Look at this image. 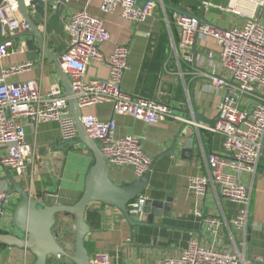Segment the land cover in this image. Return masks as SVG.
Masks as SVG:
<instances>
[{"label":"crops","instance_id":"obj_1","mask_svg":"<svg viewBox=\"0 0 264 264\" xmlns=\"http://www.w3.org/2000/svg\"><path fill=\"white\" fill-rule=\"evenodd\" d=\"M179 9L185 10L178 0H163ZM185 1V0H182ZM195 5V12L205 0H186ZM213 4L223 5L227 0H211ZM48 2H64L62 0H46ZM193 5V6H194ZM54 8V7H53ZM85 8L89 13L100 16L105 21L109 39L101 45V50L108 58L113 47L125 44L129 49V67L125 71L121 88L134 98L142 97L157 100L172 109L188 121L206 124L217 115V104L221 95L207 89L209 82L199 73H191L188 63L176 60L172 45L177 42V27L170 17V10L157 4L152 16L142 22H132L120 16L117 9L113 13L104 14L98 10V0H68L64 2L62 11L55 9L46 11L45 24L50 33L45 34V42L50 56L37 54V59H30L27 50L14 53L0 62L1 66L11 63L34 61V66L26 73L17 75L12 80L26 81L40 79L41 92L45 93L50 84L57 82L63 90L62 81L57 74L59 54L69 44V35L65 25L68 15ZM193 8V7H192ZM29 13L35 14L32 7ZM230 16V17H229ZM208 20L222 25L234 21L232 15L218 17L211 13ZM26 39L18 37L17 42ZM216 50L213 38L198 41L197 50ZM86 78H108L107 60L91 61L86 69ZM187 85L184 90L183 85ZM83 114H92L99 120L113 118L116 123V135L132 134L140 138L141 146L152 163L148 184L142 191L153 203L154 212L145 213L141 225H133L114 206L90 202L84 214L89 230L84 237V246L89 257L96 252H107L115 264H160L167 256H178L189 240L199 239L210 245L215 238L210 236L208 226L195 216L200 208L204 215H216L222 219L220 234L216 242L226 247L236 248L247 264H262L264 260V139L263 149L258 159V167L253 175L242 173L239 177L249 188V222L246 228V239L235 230L230 223L237 210V204L222 198L208 189L205 196H195L188 187V178L206 173V158L216 153L226 156L223 136L212 134L191 122L182 123L166 118L156 124L136 120L128 115L112 114L108 103L84 107ZM195 113L204 118H195ZM209 126V125H208ZM26 142L33 146L32 163L27 166L26 176L19 177L13 171L0 167V190L8 193L12 186L5 179L7 172L37 200L44 204H73L84 191L85 175L93 162L92 154L87 149L69 147L60 150L64 141L56 122L38 123L35 127L30 123L24 125ZM78 139V136L75 138ZM188 139H191L189 142ZM175 141V143H174ZM174 143V144H173ZM172 144L171 153H164ZM109 177L115 184L135 179L131 165L120 168L109 166ZM19 197L16 193L8 195L3 215L0 217V232L12 230L22 234L12 222V214ZM130 217L136 220L135 217ZM138 221V220H137ZM57 241L64 244L67 253L74 251V216L69 213L56 216ZM244 241V243H243ZM35 257L28 250L7 247L0 244V263L32 264ZM50 264H72L63 257L50 258Z\"/></svg>","mask_w":264,"mask_h":264},{"label":"built area","instance_id":"obj_2","mask_svg":"<svg viewBox=\"0 0 264 264\" xmlns=\"http://www.w3.org/2000/svg\"><path fill=\"white\" fill-rule=\"evenodd\" d=\"M22 1L30 7L32 1L46 0ZM136 1L98 0V10L107 14L119 9L122 18L134 23L150 18L157 2L148 0L138 5ZM210 5L213 6V3L205 0L196 15L173 11L170 17L177 27V42L172 45L177 62L188 63L192 67L191 73H199L209 82L205 90H214L221 95L217 104L218 119L212 127L188 121L157 100L134 98L124 92L121 83L129 67L128 46L115 45L105 59L101 50V45L109 39L105 21L85 8L68 15L65 28L69 44L59 54L58 63L70 78L80 110L108 103L113 116L124 114L150 124L170 118L200 125L211 134H221L227 155L209 154L206 173L189 177L188 187L195 196H205L211 189L222 198L235 202L237 210L230 223L245 240L249 222V188L239 176L255 173L263 149L264 0H227L223 5H215L222 14L236 18L228 26L208 20L211 11H206ZM201 11L206 20L204 22L197 18ZM29 29V23L19 13L17 0H0V62L11 54L26 52L25 41L16 40ZM210 37L217 49L197 50L198 41ZM105 60L108 78H86V69L91 61L100 63ZM33 66L34 61L27 59L0 67V167L13 171L19 177L26 176L27 166L32 163L34 155L33 146L26 142V123L35 127L38 123L56 122L64 142L77 136L68 97L57 82L50 84L43 93L40 79L12 80ZM183 88L187 90V85L184 84ZM82 125L106 156L108 166L120 168L131 165L136 178L147 170L150 159L143 151L140 138L132 134L117 136L113 118L99 120L92 114H83ZM146 200L147 196L140 192L128 204L129 214L139 222L146 213ZM7 202L8 193L0 190V217ZM194 214L204 226H208L215 242L208 245L199 239H191L178 256H167L160 264H247L236 246L229 248L216 242L221 218L204 215L200 208ZM260 260L264 264V260ZM88 264L115 262L105 251L90 256Z\"/></svg>","mask_w":264,"mask_h":264},{"label":"water","instance_id":"obj_3","mask_svg":"<svg viewBox=\"0 0 264 264\" xmlns=\"http://www.w3.org/2000/svg\"><path fill=\"white\" fill-rule=\"evenodd\" d=\"M146 1L148 0H137L136 3L138 5H143ZM155 1L165 10L186 13L184 10L175 6L171 7L167 5L163 0ZM17 2L21 17L30 25L29 30L18 36L26 39L27 56L30 59H37L38 53L50 56L44 36L45 34L48 35L51 31L48 25H46L43 30H40L39 27L45 24L44 17L46 11L53 12L57 9V13L58 11L61 12L64 7V2L45 3L32 1L30 7L34 9V15L29 13L30 7H27L22 0H17ZM197 18L200 22L206 21L203 16V11L197 15ZM56 68L57 74L62 81L63 93L68 97V107L72 112L78 136L77 140L72 139L65 141L59 148L66 152L69 147L76 145L77 148L82 150H89L93 157V162L85 175L84 191L73 204L46 205L43 202L37 201L21 183L15 181L12 175L7 172L5 179L9 180L12 186L8 195L16 193L19 197V201L12 214V222L22 236L13 230L11 232H0V244L7 247L14 246L28 250L35 257V261L32 264H50L48 263V261L50 262V258L55 257H63L67 262L69 261L72 264H88L89 255L83 240L89 230L87 222L84 221V214L87 206L93 201L103 205L107 204L114 206L131 224L141 225L142 221L139 222L130 217L128 204L147 186L149 173L153 165L150 162L147 170H145L139 178H135L129 182L122 181L119 184H115L109 177V166L106 156L101 152L97 143L91 139L85 132V129H83V112L79 109L74 93L72 92L69 76L63 72L59 63ZM195 118L204 120V118L197 113H195ZM217 119L218 115L209 121L208 125L212 127ZM190 140L191 139H188L187 142ZM173 144L164 153H171L174 149ZM146 201V213L154 212V205H159L161 203H153L148 199ZM63 213H69L74 216V251L72 254L67 253L64 244L57 241L60 232L56 229V216ZM0 264L6 263L1 262Z\"/></svg>","mask_w":264,"mask_h":264},{"label":"rangeland","instance_id":"obj_4","mask_svg":"<svg viewBox=\"0 0 264 264\" xmlns=\"http://www.w3.org/2000/svg\"><path fill=\"white\" fill-rule=\"evenodd\" d=\"M198 1V0H197ZM201 1V0H200ZM208 2H212L211 0H208ZM199 4L198 5H200L199 7H200V9L202 8L201 7V5L202 4H200V2H198ZM167 4V3H166ZM178 4L182 7V8H184L185 10H189V11H185L187 14H194V15H196L195 14V5L194 4H189V3H187V1L185 0V1H182V0H178ZM167 5H169L170 6V4H167ZM194 5V6H193ZM215 5H218V4H213V6H209L208 7V9H207V11H206V13L207 12H209V11H212L213 12V14H215L217 17H218V15H220V16H223L224 14H222L219 10H218V8L215 6ZM193 7V8H192ZM230 17V16H229ZM234 16H232V19L231 20H234Z\"/></svg>","mask_w":264,"mask_h":264}]
</instances>
